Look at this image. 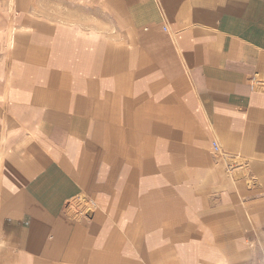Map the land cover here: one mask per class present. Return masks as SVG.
Returning a JSON list of instances; mask_svg holds the SVG:
<instances>
[{
  "label": "crops",
  "instance_id": "1",
  "mask_svg": "<svg viewBox=\"0 0 264 264\" xmlns=\"http://www.w3.org/2000/svg\"><path fill=\"white\" fill-rule=\"evenodd\" d=\"M0 264H264V0H0Z\"/></svg>",
  "mask_w": 264,
  "mask_h": 264
},
{
  "label": "built area",
  "instance_id": "2",
  "mask_svg": "<svg viewBox=\"0 0 264 264\" xmlns=\"http://www.w3.org/2000/svg\"><path fill=\"white\" fill-rule=\"evenodd\" d=\"M212 148H213V151L215 153H219V149H218V147H217L216 144H213L212 145ZM240 168H242V166L229 165L228 168H227V172L232 175V173H233L234 170H237V169H240ZM82 213L83 212H80L79 210H76L75 213H74V215L77 216V215H81Z\"/></svg>",
  "mask_w": 264,
  "mask_h": 264
},
{
  "label": "rangeland",
  "instance_id": "3",
  "mask_svg": "<svg viewBox=\"0 0 264 264\" xmlns=\"http://www.w3.org/2000/svg\"><path fill=\"white\" fill-rule=\"evenodd\" d=\"M233 165H235V164H233ZM237 166H242V168L233 171L232 175H233L235 178L242 177V176L244 175L245 170L247 169V168H246V165H242V164H240V163H239V165H237ZM243 169H244V170H243ZM76 206H77V203L74 202V205H72V209H75Z\"/></svg>",
  "mask_w": 264,
  "mask_h": 264
}]
</instances>
